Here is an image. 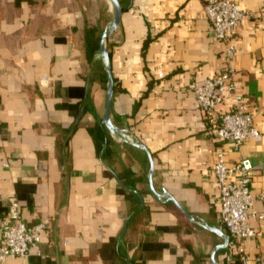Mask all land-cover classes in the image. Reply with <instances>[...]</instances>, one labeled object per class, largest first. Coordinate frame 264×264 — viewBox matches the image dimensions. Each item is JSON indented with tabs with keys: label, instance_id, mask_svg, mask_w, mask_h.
<instances>
[{
	"label": "crops",
	"instance_id": "0c3cea01",
	"mask_svg": "<svg viewBox=\"0 0 264 264\" xmlns=\"http://www.w3.org/2000/svg\"><path fill=\"white\" fill-rule=\"evenodd\" d=\"M118 1L121 21L105 42L111 121L151 154L154 191L198 223L156 197L146 153L102 123L107 74L103 87L99 48L90 54L86 40L111 21L108 0H0V223L12 202L28 225L50 221L26 258L0 264H227L229 246L212 259L223 245L212 229L230 240L216 153L249 159L250 190L264 193V0H233L251 14L232 36L231 65L259 131L238 148L207 135L190 89L226 64L201 0ZM250 226L256 237L241 245L262 256V224Z\"/></svg>",
	"mask_w": 264,
	"mask_h": 264
},
{
	"label": "built area",
	"instance_id": "2783aa9c",
	"mask_svg": "<svg viewBox=\"0 0 264 264\" xmlns=\"http://www.w3.org/2000/svg\"><path fill=\"white\" fill-rule=\"evenodd\" d=\"M201 3L215 39L224 46L226 64L214 77L193 81L190 89L204 115L207 135L238 148L245 140L259 136L254 126L255 113L249 111L234 80L235 69L231 65L236 50L232 36L251 14L241 10L233 0H201ZM252 175L253 166L249 159L227 164L223 153H216L212 176L219 189L220 220L230 235L228 246L232 249L226 257L227 264H264V255L252 257L241 245V241L256 237V231L250 226L251 219L262 224L264 240V210L257 212L253 208L256 202L264 207V193L252 194ZM49 224L46 219L28 225L22 219L19 203L12 202L0 223V263L26 258L42 242Z\"/></svg>",
	"mask_w": 264,
	"mask_h": 264
},
{
	"label": "water",
	"instance_id": "95a60500",
	"mask_svg": "<svg viewBox=\"0 0 264 264\" xmlns=\"http://www.w3.org/2000/svg\"><path fill=\"white\" fill-rule=\"evenodd\" d=\"M108 2L110 3V5L113 9V16H112L111 21L103 29V31L101 33V37H100V43H99V56L101 57V59L103 61V65H104V68H105V71L107 74V90H106V98H105V109H104V113H103L102 119H101L102 123L104 124L106 130L111 135L118 137V139H120V140L124 141L125 143L130 144V145H132V146H134V147H136V148H138V149H140L146 153L147 158H148V162H149L148 179H149V183H150V188L153 191V193L156 195V197L159 200H164L166 202L167 201L173 202L186 215V217L188 218L189 221H191L193 223H198V221L196 219H194L193 217L189 216L178 205V203L173 199V197H171L166 191H164L162 194H158L154 191L153 186H152V175L154 172V164H153V159H152L151 154L149 153L147 148L142 143H140L137 140L130 139L125 131L116 127L111 121V100H112V95H113V78H112V74H111L110 59H109L108 50H107V47L105 45V42H106L107 38L110 35H112L115 32V30L118 28L120 21H121L122 10H121V6H120L118 0H108ZM212 230H214L217 234H219L223 238V245L214 249V251L212 253V259H213L214 253L216 252L217 249H223V248H226L228 246L229 238L224 233H222L221 231H219L216 228H214ZM214 264H216V263L214 262Z\"/></svg>",
	"mask_w": 264,
	"mask_h": 264
},
{
	"label": "trees",
	"instance_id": "16d2710c",
	"mask_svg": "<svg viewBox=\"0 0 264 264\" xmlns=\"http://www.w3.org/2000/svg\"><path fill=\"white\" fill-rule=\"evenodd\" d=\"M99 41H100V35L97 32L96 28H89L87 30V40H86V47H87V51L90 54H94L98 51L99 48ZM107 50H108V55H109V59L111 56V46L107 45ZM100 79H101V83L103 87H106V72L103 69L100 75ZM115 83V81L113 80V84ZM114 86V85H113ZM113 89H115V86L113 87Z\"/></svg>",
	"mask_w": 264,
	"mask_h": 264
}]
</instances>
